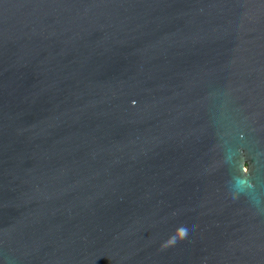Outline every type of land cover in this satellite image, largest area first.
<instances>
[{
	"label": "water",
	"instance_id": "1",
	"mask_svg": "<svg viewBox=\"0 0 264 264\" xmlns=\"http://www.w3.org/2000/svg\"><path fill=\"white\" fill-rule=\"evenodd\" d=\"M0 264H264V0H0Z\"/></svg>",
	"mask_w": 264,
	"mask_h": 264
}]
</instances>
